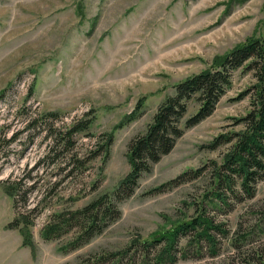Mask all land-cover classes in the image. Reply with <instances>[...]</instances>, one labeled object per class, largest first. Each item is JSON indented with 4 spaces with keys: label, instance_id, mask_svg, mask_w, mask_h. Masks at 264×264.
Wrapping results in <instances>:
<instances>
[{
    "label": "rangeland",
    "instance_id": "rangeland-1",
    "mask_svg": "<svg viewBox=\"0 0 264 264\" xmlns=\"http://www.w3.org/2000/svg\"><path fill=\"white\" fill-rule=\"evenodd\" d=\"M250 36L264 41V0H0V264H76L81 256L121 249L190 215L185 202L201 197L209 172L163 192L153 189L221 161L229 146L206 145L240 129L234 117L245 115L250 104L235 97L254 83L251 72H234L214 112L186 129L171 152L142 175L134 195L120 204V218L102 235L74 251L40 235L54 212L112 191L130 168V140L146 129L175 83ZM140 98L142 115L129 122L126 116ZM46 111L59 112V118L45 117ZM85 112L95 115L92 135L78 133L72 150L52 153L50 132L65 130ZM32 120L36 126H28ZM106 132L114 134L106 164L99 155L77 165L76 159L98 149ZM15 134V141L4 142ZM13 180L32 186L29 206H39L30 246H23L21 231L7 226L24 210L22 200L13 208L4 184ZM220 218L232 237L247 235L240 245L225 240L214 258L175 264H264V180L253 198Z\"/></svg>",
    "mask_w": 264,
    "mask_h": 264
},
{
    "label": "trees",
    "instance_id": "trees-1",
    "mask_svg": "<svg viewBox=\"0 0 264 264\" xmlns=\"http://www.w3.org/2000/svg\"><path fill=\"white\" fill-rule=\"evenodd\" d=\"M238 70L251 72L255 78L253 84L235 97L237 100L248 98L250 108L245 115L234 117L239 130L220 133L206 145L210 150L229 146L221 161L211 160L200 168L184 171L153 189L163 192L209 172V184L201 197L185 202L192 213L149 236L133 238L121 249L81 256L76 264H175L179 260L206 256L214 258L220 254L225 240L239 246L247 235L232 237L227 221L220 216L230 213L237 204L253 198L258 183L264 180V41L257 36H250L217 56L208 68L176 82L174 93L160 103L146 129L130 140L127 152L130 168L113 190L98 194L80 207L54 212L41 229V237L47 241H64L61 246L63 250L74 251L102 235L120 218V204L134 195L142 175L150 172L163 156L171 152L186 129L214 112L231 88L234 72ZM143 100L140 98L126 116L129 122L142 115L145 106ZM191 106H195V110L188 114ZM43 115L55 120L59 118L57 111H46ZM94 120L93 113L85 112L65 130L50 132L55 138L52 153L57 149L64 152L72 150L73 138L78 133L92 135L89 130ZM36 125V120L28 124L32 127ZM17 135L4 142L15 141ZM113 141V133L106 132L99 136L98 149L90 150L85 160L76 159L77 165L84 166L86 161L101 155L104 166ZM4 184L12 196L13 208H17L19 200H22L24 208L16 211L15 218L7 226L21 231L23 246H30V227L34 225L39 207L38 204L29 206L28 198L33 187H26L21 180L5 181ZM92 186V190L97 189V180Z\"/></svg>",
    "mask_w": 264,
    "mask_h": 264
}]
</instances>
